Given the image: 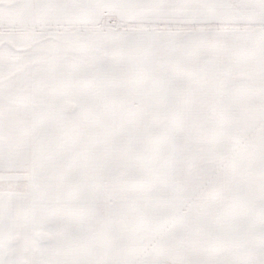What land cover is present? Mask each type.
Returning <instances> with one entry per match:
<instances>
[{
  "label": "snow or ice",
  "instance_id": "snow-or-ice-1",
  "mask_svg": "<svg viewBox=\"0 0 264 264\" xmlns=\"http://www.w3.org/2000/svg\"><path fill=\"white\" fill-rule=\"evenodd\" d=\"M0 264H264V0H0Z\"/></svg>",
  "mask_w": 264,
  "mask_h": 264
}]
</instances>
